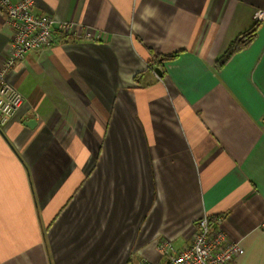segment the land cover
<instances>
[{
	"label": "crops",
	"instance_id": "1",
	"mask_svg": "<svg viewBox=\"0 0 264 264\" xmlns=\"http://www.w3.org/2000/svg\"><path fill=\"white\" fill-rule=\"evenodd\" d=\"M258 11L264 0H36V14L101 41L59 34L8 74L27 101L0 130V263L44 264L15 259V228L37 229L27 246L45 249L47 264L162 263L159 246L187 247L208 215L243 246L233 264H264ZM256 23L253 42L221 66ZM10 40L0 11V69Z\"/></svg>",
	"mask_w": 264,
	"mask_h": 264
},
{
	"label": "built area",
	"instance_id": "2",
	"mask_svg": "<svg viewBox=\"0 0 264 264\" xmlns=\"http://www.w3.org/2000/svg\"><path fill=\"white\" fill-rule=\"evenodd\" d=\"M36 0H0V11L11 30L8 57L0 71V130L23 107L24 95L7 80L8 71L29 53L45 50L55 40V19L50 15L36 14ZM260 20L264 18L257 15ZM70 31L71 25L61 27ZM86 37V35H85ZM220 219L217 221L219 224ZM195 233L187 247L175 249L167 240L159 246L162 263L146 264H233L245 254L243 246L221 230H213L210 217L204 215L195 222Z\"/></svg>",
	"mask_w": 264,
	"mask_h": 264
},
{
	"label": "rangeland",
	"instance_id": "3",
	"mask_svg": "<svg viewBox=\"0 0 264 264\" xmlns=\"http://www.w3.org/2000/svg\"><path fill=\"white\" fill-rule=\"evenodd\" d=\"M46 15H48V14H46ZM257 15H259V16L260 15L261 16L263 15L264 16V12L263 11H258L257 12L256 19L259 22L262 21V20H264V18L262 20H260ZM54 21H55V28H57L56 29L57 34L59 33L60 34L59 36H62L63 38H66V39L72 40V41L76 40L75 37H79V38L84 39V40L101 41V33L98 32L97 30H95L92 27H89V28H87L86 30H84L82 32V31L79 30L78 25L76 23H74V22H63L61 24H57L56 20H54ZM64 25H71L72 29L70 31H64L61 28ZM56 32L54 34L55 37H56ZM85 35H86V37H85ZM54 42H55V40H54ZM49 48H51V46ZM161 57H162V55L160 54V57L159 58H161ZM156 61H158V60H156ZM4 64H5V62H4ZM148 64H149V69L147 68V71H150V70L151 71H155L154 68H153V66H152V64H151V62L148 63ZM14 66L8 71V73H7V80H8V74H9V72L12 69H14ZM1 70H2V68L0 69V71ZM160 72H161V69H160ZM142 75H144V73H142L140 76L137 75L135 77V79H134L135 86L136 85H140V82H138V81L140 80V78L142 77ZM8 82H9V84H11L12 86L15 87V85L11 81L8 80ZM20 92L24 95L25 102H26L27 101V96L22 91H20ZM142 93H144V92H142ZM64 97H65V95H64ZM78 97H80V99H82L83 101H86L87 102V96H86V94H84L82 92H79L78 93ZM149 97H151V95H149ZM69 99H71L72 101H74L73 103H75V102H79L80 103V101L78 100V98H77L76 95H73V96L71 95L69 97ZM25 102H24V105H25ZM19 111L16 113V115L19 113ZM149 113H151V111H149ZM90 142L91 141L84 143L85 144L84 146L86 148V151L88 152L89 150L92 149V150H94L93 153H97V152L99 153V146L101 144L100 143H97V142L94 143V144H90ZM96 156H98V155H96ZM25 221H27V218L25 219ZM17 222L18 221H16V222H10V224L12 226L15 223V225L18 226L20 223L17 224ZM25 232H26V229L25 228L24 229H20V230L18 228H15L14 229V233H15V239H14V241H15L16 251H17V253L14 256L15 259H17L18 261H20V263H22L24 259H25L24 261H26V262H32L33 263L34 260H35L36 255H41L44 264H47L46 263L47 262V256H46V253H45V249H42L39 244H34L33 247H32V249H29L28 248L29 246H27V243H29V239H33L34 242H36L38 240L35 237V234L37 232V229H35V231H34V228L33 229L29 228V231L26 234H25ZM171 244H172V247L173 248H175V249H181V248H176L174 246V244H173L172 241H171ZM3 246L4 245H1V247H3ZM1 252H2V249H1ZM48 260H49V264H54L53 263V260H52V258L50 256L48 257ZM0 264H13V263H12V261L8 262V258L5 255V256H1V263Z\"/></svg>",
	"mask_w": 264,
	"mask_h": 264
},
{
	"label": "trees",
	"instance_id": "4",
	"mask_svg": "<svg viewBox=\"0 0 264 264\" xmlns=\"http://www.w3.org/2000/svg\"><path fill=\"white\" fill-rule=\"evenodd\" d=\"M258 28H259V24L257 23L254 24L248 31L241 34L235 41L232 42L229 49L227 50V52L220 61L221 66L226 64L235 53L245 49L250 45L251 42H253V40L256 38ZM58 35L59 33L57 34L56 32V36ZM177 55L178 53H175L173 55H162L161 58H159L160 56H155V59L157 58L158 60H160V63H163V61L174 59L175 57H177ZM214 219L215 218L213 219L210 218V225L213 230H217L218 229L217 220Z\"/></svg>",
	"mask_w": 264,
	"mask_h": 264
},
{
	"label": "clouds",
	"instance_id": "5",
	"mask_svg": "<svg viewBox=\"0 0 264 264\" xmlns=\"http://www.w3.org/2000/svg\"><path fill=\"white\" fill-rule=\"evenodd\" d=\"M150 14H151V13H150ZM141 19H144V20L147 22V17H146V16L142 15V16H141Z\"/></svg>",
	"mask_w": 264,
	"mask_h": 264
},
{
	"label": "water",
	"instance_id": "6",
	"mask_svg": "<svg viewBox=\"0 0 264 264\" xmlns=\"http://www.w3.org/2000/svg\"><path fill=\"white\" fill-rule=\"evenodd\" d=\"M157 71L161 74V72H160V69L159 68H157ZM33 124V123H32Z\"/></svg>",
	"mask_w": 264,
	"mask_h": 264
}]
</instances>
